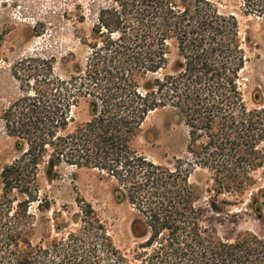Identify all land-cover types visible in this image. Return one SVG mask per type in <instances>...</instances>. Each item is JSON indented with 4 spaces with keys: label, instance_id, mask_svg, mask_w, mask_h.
Masks as SVG:
<instances>
[{
    "label": "trees",
    "instance_id": "16d2710c",
    "mask_svg": "<svg viewBox=\"0 0 264 264\" xmlns=\"http://www.w3.org/2000/svg\"><path fill=\"white\" fill-rule=\"evenodd\" d=\"M241 2L244 13L264 18V0ZM91 31L85 64L68 79L48 62L21 61L36 64L1 116L19 155L0 171V264H264V234L219 236L189 182L205 170L212 198L247 202L264 223V104L256 95L251 107L243 101L235 17L208 0H104ZM81 101L85 122L73 117ZM166 108L188 128V158L172 167L134 146L148 114ZM61 164L113 180L115 198L135 211L132 252L113 244L86 202L70 217L75 227L53 223L60 236L33 242L29 206L51 209L40 198L39 167L53 181Z\"/></svg>",
    "mask_w": 264,
    "mask_h": 264
},
{
    "label": "rangeland",
    "instance_id": "374dc122",
    "mask_svg": "<svg viewBox=\"0 0 264 264\" xmlns=\"http://www.w3.org/2000/svg\"><path fill=\"white\" fill-rule=\"evenodd\" d=\"M208 1L220 13L234 16L237 21V38L245 59L238 81L244 103L253 106L256 95L264 104V18L244 13L241 0ZM103 2L0 0V171L19 155L16 139L6 133L1 116L24 94L22 80L32 74L31 67L36 63H50L53 74L61 79H68L75 67H82L90 52L95 6ZM175 53L170 47L171 59ZM30 59L37 62L21 63ZM73 117L77 122L89 119L84 101ZM187 142V126L174 115V110L166 108L148 114L134 146L148 160L172 167L175 161L188 158ZM54 170L57 178L47 181L43 166L39 167L40 198L50 202L51 209L40 212L36 202L29 206L35 219L33 242L60 236L54 233L53 223L75 227L70 217L78 211V202H86L105 225L113 244L125 253L132 252L139 243L130 231L135 211L126 201L115 198L113 180L97 170L65 164ZM189 182L198 187L195 205L203 210V220L219 236L233 238L245 231L264 234V223L247 209V202H222L230 200L226 195L212 198L207 192L208 172L196 168Z\"/></svg>",
    "mask_w": 264,
    "mask_h": 264
}]
</instances>
